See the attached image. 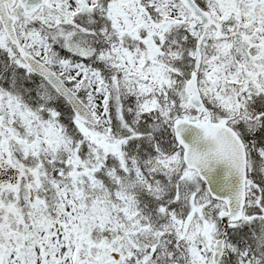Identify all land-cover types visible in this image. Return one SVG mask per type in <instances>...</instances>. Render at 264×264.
Instances as JSON below:
<instances>
[{"label": "snow or ice", "instance_id": "6c2138e0", "mask_svg": "<svg viewBox=\"0 0 264 264\" xmlns=\"http://www.w3.org/2000/svg\"><path fill=\"white\" fill-rule=\"evenodd\" d=\"M0 264H264V0H0Z\"/></svg>", "mask_w": 264, "mask_h": 264}]
</instances>
